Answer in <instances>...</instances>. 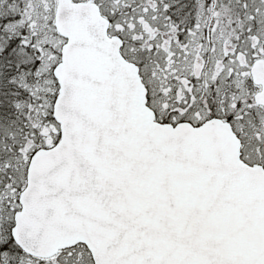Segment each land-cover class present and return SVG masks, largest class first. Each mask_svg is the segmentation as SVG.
<instances>
[{
  "label": "snow or ice",
  "instance_id": "1",
  "mask_svg": "<svg viewBox=\"0 0 264 264\" xmlns=\"http://www.w3.org/2000/svg\"><path fill=\"white\" fill-rule=\"evenodd\" d=\"M0 264H264V0H0Z\"/></svg>",
  "mask_w": 264,
  "mask_h": 264
}]
</instances>
